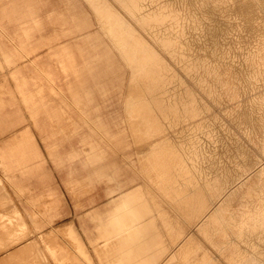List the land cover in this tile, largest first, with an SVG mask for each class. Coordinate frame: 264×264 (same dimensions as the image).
<instances>
[{"label": "rangeland", "instance_id": "374dc122", "mask_svg": "<svg viewBox=\"0 0 264 264\" xmlns=\"http://www.w3.org/2000/svg\"><path fill=\"white\" fill-rule=\"evenodd\" d=\"M26 18L33 34L15 36L32 38L31 51H4L0 34V90L23 81L22 58L46 59L63 86L73 80L56 57L46 58L61 43L63 68L80 79L83 127L61 139L60 152L91 137L98 169L136 175L125 186L137 184L159 213L177 218L178 264H264V0H0V20L22 26ZM19 105L23 120L0 130V147L29 130L43 173L24 183L35 192L49 183L58 199L45 229L72 225L93 256L99 221L90 213L110 209L106 188L114 183L94 180L75 197L65 184L68 166L51 159ZM13 109L6 107L9 116ZM20 138L25 151L27 136ZM152 155L162 202L149 197L142 169Z\"/></svg>", "mask_w": 264, "mask_h": 264}, {"label": "crops", "instance_id": "0c3cea01", "mask_svg": "<svg viewBox=\"0 0 264 264\" xmlns=\"http://www.w3.org/2000/svg\"><path fill=\"white\" fill-rule=\"evenodd\" d=\"M27 19L25 26L12 25V19L0 20H3L0 23V34L4 51L26 54L34 49L32 38L19 41L15 36L20 33L33 34V30L27 26ZM9 25L13 27L11 32ZM60 45L58 43L57 50L47 51L46 58L56 57L65 76H72L73 80L63 86L56 82L58 75H55L46 59L22 58L17 65L24 71L19 75L23 81L5 86L2 83L0 130H9L21 122L23 116L19 103L24 108L26 106L29 117L42 132L48 155L57 164L68 166L65 184L70 192L78 197L81 189L86 191L94 180L106 178L114 183L106 188L112 205L105 214L98 211L90 213L92 218L99 221L95 236L89 239L93 256L72 225L67 224L58 229L49 227L46 230L45 227L51 226L58 214L57 196L49 183H42L37 192L24 183L23 178L27 175L42 176L43 160L29 130L12 134L0 147V264H178L177 246L179 255L184 251L180 247L182 243L177 245L178 236L182 234L177 228V218L174 217L172 223L170 211L159 213L162 209L157 211L154 203L141 195L137 184L131 188L125 186L136 175L122 176L120 170L115 168L98 169V154L91 137L80 135L79 149L71 147L64 153L60 152L61 139L74 135L83 127L79 117L82 113L79 104L82 93L80 79L67 74L63 68L65 64L59 52ZM5 78L4 75L0 76V81L4 82ZM72 86L75 88L71 89ZM23 98L33 101L23 103ZM7 106H15L12 116L6 111ZM41 116L43 125L40 123ZM23 134L28 141L25 151L23 145H19ZM91 146H94V150ZM77 159L86 173H80L74 166L73 162ZM107 161L112 162L108 158ZM153 167V155L149 160L142 161V169L152 185L149 197L153 201L162 202L163 196L159 189L162 186L159 179L151 174L156 173ZM5 181L17 199L25 202V205L18 206L15 203V197ZM60 231L64 239L58 235Z\"/></svg>", "mask_w": 264, "mask_h": 264}, {"label": "bare ground", "instance_id": "6f19581e", "mask_svg": "<svg viewBox=\"0 0 264 264\" xmlns=\"http://www.w3.org/2000/svg\"><path fill=\"white\" fill-rule=\"evenodd\" d=\"M132 102H136V101H132ZM139 102V101H138ZM129 119V118H128ZM134 131V130H133ZM150 158V157H149ZM145 167H147V166H145ZM145 177V176H144Z\"/></svg>", "mask_w": 264, "mask_h": 264}]
</instances>
